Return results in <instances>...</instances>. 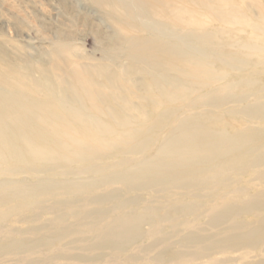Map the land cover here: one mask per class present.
<instances>
[{
    "label": "rangeland",
    "instance_id": "obj_1",
    "mask_svg": "<svg viewBox=\"0 0 264 264\" xmlns=\"http://www.w3.org/2000/svg\"><path fill=\"white\" fill-rule=\"evenodd\" d=\"M186 1L203 21L228 16V25L211 24L221 41L209 47L218 51L210 52V62L220 57L238 67L230 71L222 63L224 67H210L211 71L228 74L220 83L234 82L236 99L247 94L249 103L264 101V51L258 55L255 48V44L264 47V35L253 28L242 29L251 21L264 23V0ZM163 6L155 8L164 12ZM105 14L100 0H0V53L4 56L0 65L25 70L45 53L60 50L61 59L69 64H110L113 48L107 35L114 29ZM144 26L153 35H178L154 19L145 20ZM242 44L253 45L255 53L244 56L245 65L239 60L240 51H245ZM154 51L148 47L141 54ZM118 57L123 63L129 61L126 55ZM258 61L263 63L257 65ZM34 75L40 73L35 70ZM195 95L191 94L189 103L198 108L203 100L194 99ZM242 105L235 101L222 106L233 107L235 114L207 109L199 117L214 130H264V118L245 117ZM162 108L150 105L146 110L153 117ZM188 109L193 108L187 104L172 108L156 126L170 122L162 134L174 129L177 117L191 114ZM155 131L147 133L153 147L140 156L152 158L158 152ZM258 148L231 155L212 167L180 169L182 178L144 189L139 188L140 179L129 181L128 187L123 183L88 185L89 179L104 174L86 170L88 165L101 167L116 161L115 157L74 164L68 169L71 172L85 169L66 175L27 170L13 175L8 169L14 165L0 167L2 178L15 181L25 177L32 183L56 177L70 180L54 191L36 190L31 195L34 199L0 200V264H264V229L257 232L264 228V145ZM161 177L145 180L155 182ZM225 211L229 213L222 216Z\"/></svg>",
    "mask_w": 264,
    "mask_h": 264
},
{
    "label": "bare ground",
    "instance_id": "obj_2",
    "mask_svg": "<svg viewBox=\"0 0 264 264\" xmlns=\"http://www.w3.org/2000/svg\"><path fill=\"white\" fill-rule=\"evenodd\" d=\"M101 2L106 21L114 29L113 34L107 35L113 48L108 58L110 64H69L61 59L60 50L45 53L36 60L37 64H29L25 70L0 65V167L14 165V169H8L13 175L26 170L60 171L59 174L66 175L85 169L79 167L71 172L68 169L74 164L115 157L116 161L101 167L96 163L88 165L86 170L104 173L99 179H89L88 185L123 183L128 187L129 181L140 179L143 183L139 188L144 189L182 178L180 169L212 167L231 155L263 147L264 130L229 133L210 129L199 117L207 109L235 114L233 107L222 106L237 101L243 104L241 111L245 117L264 118L263 100L249 103L247 94L236 99L232 90L235 83H220L228 74L211 71L210 67H224L223 64L230 71L238 67L220 57L210 62V52L216 55L218 51L209 47L221 41L211 24H219V28L228 25V16L220 14L219 18L203 21L186 0ZM160 4L165 5L164 12L155 8ZM148 19L174 29L178 35H153L144 26ZM247 27L264 35V23L251 21L242 29ZM255 45L260 55L264 47ZM242 46L245 51H240L239 60L245 65L248 61L244 56L252 57L255 53L251 50L253 45ZM148 47L155 51L142 55ZM119 55H126L129 61L123 63ZM0 61H4L3 53ZM262 63L258 61L257 65ZM35 70L39 77L34 75ZM222 92L225 95H219ZM191 94H198L194 99L203 100L198 108L189 103L193 99ZM184 104L193 108L188 109L191 114L177 117L175 128L162 134L161 129L170 126V122L162 127L156 123L166 118L172 108L179 109ZM150 105L164 108L150 117L146 110ZM152 130H156L159 150L152 158H144L139 154L153 147L147 136ZM252 144L257 145L251 147ZM128 162L133 163L127 166ZM118 166L123 168L116 169ZM157 176L161 178L155 182L145 180ZM2 177L1 201L10 197L32 198L38 189L54 191L70 182L57 177L44 178L39 183L26 177L18 181ZM228 213L225 211L222 216Z\"/></svg>",
    "mask_w": 264,
    "mask_h": 264
}]
</instances>
